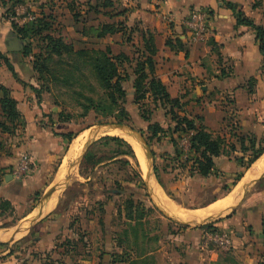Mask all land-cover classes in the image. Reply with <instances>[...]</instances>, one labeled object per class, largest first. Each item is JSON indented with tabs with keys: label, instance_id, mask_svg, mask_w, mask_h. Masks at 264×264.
<instances>
[{
	"label": "crops",
	"instance_id": "crops-1",
	"mask_svg": "<svg viewBox=\"0 0 264 264\" xmlns=\"http://www.w3.org/2000/svg\"><path fill=\"white\" fill-rule=\"evenodd\" d=\"M57 1L65 6V10L67 2L73 5L72 0ZM107 2H111L112 7L105 8L104 4ZM227 3L235 5L256 25L264 26V9H255V0L74 1L75 10L82 17L79 24L74 21L72 24L79 41L87 43L86 47L105 43L96 48H110L115 56L125 54L134 58L138 55L137 50L145 52L144 38L148 34L152 35L157 48V75L170 97L185 104L188 118H202L210 133L236 146L235 151H227V154L215 159L216 169L212 176L193 178L188 175L187 170L182 171L176 165H169L170 161L164 164L165 159L172 160L175 153L169 138L163 139L161 145L157 144L163 151L159 156L163 162L162 168L167 166V173L162 174V178L173 176L179 179L177 185L169 187L170 190L167 188L171 195L182 193V180H199L202 183L214 181L217 186L228 180L223 187L229 188L228 192L194 211H184L180 205L170 200L151 170L146 171L143 165L146 182L157 205L180 221L198 223L233 209L213 222L214 228L231 234V251L219 252L205 248L202 237L206 229H201L200 225L195 228H180L186 226L177 223L179 230L173 229L178 232L172 236L178 244L162 246L148 253L149 257H161L162 263L158 262L159 264H264V154L249 169H244L238 162L243 157L247 161L251 154L240 150L239 138H264V59L256 33L251 28L237 26L234 12ZM90 7L98 9L99 13L90 11ZM195 9H206L211 13L212 31L209 39L201 43L191 41V32L186 25ZM121 13L123 14L120 15ZM108 14L115 15V19L110 20ZM92 15L96 17L93 21L90 20ZM165 15L170 17V23L163 20ZM109 22L123 24L126 29L123 33L109 35L104 39L79 34L82 29H95ZM11 32L13 30L9 28L5 34H0V52L3 54V58H0V99L4 97L2 89H6L9 96L17 101L21 119L17 129L11 133L0 130V201L9 202L17 210L33 203L36 194L43 197L25 217H21L27 222L18 232L0 230V244L4 245L0 246V264H37L40 262L38 259L26 261L14 243L27 233L29 223L33 220L30 217L38 209L43 208L42 215L54 208L59 192L58 187L50 182L57 171L63 168L59 177L61 180L68 162L79 156L85 145L84 138L88 135V129L71 142L61 136L70 132V126L60 122L55 109L36 94L35 89L39 88L33 81L35 72L31 64L27 70L21 67L19 56L23 57L22 52L9 51L10 42L16 37ZM6 61L10 67L6 65ZM130 92L134 95L133 82ZM110 129L123 133L114 128L101 129L93 134V139L116 137L106 134ZM123 134L136 143L137 146H134L131 140L123 138L141 154L139 139L125 132ZM23 154L32 157L33 172L29 177L17 180L11 176V172L9 174L7 167L16 166ZM238 173L243 175L236 181ZM49 201L51 202L48 203ZM193 213L194 216L191 215ZM61 231V227L55 225V242ZM37 240V246L41 250L52 249L53 239Z\"/></svg>",
	"mask_w": 264,
	"mask_h": 264
},
{
	"label": "rangeland",
	"instance_id": "rangeland-1",
	"mask_svg": "<svg viewBox=\"0 0 264 264\" xmlns=\"http://www.w3.org/2000/svg\"><path fill=\"white\" fill-rule=\"evenodd\" d=\"M43 4L46 6L45 13L47 15L52 13L54 17L51 22V30L47 34L54 38H62L66 44H72L76 50L86 47L87 43L79 41L80 39L72 24L71 14L69 15V12L65 10V6L60 5L57 0H25L23 5L14 9L15 14L10 12L11 3L6 7L3 6L2 0H0V34H5L9 28L12 31L10 22H12V19L19 20L25 10L35 13L39 18ZM254 4L257 5V8L264 9V0H255ZM94 18H96L95 15L90 16V20L93 21ZM11 33L15 36L14 31ZM100 45L104 46L105 43H97L96 46L93 45L92 47H99ZM33 50L35 54H41L42 59L39 63L43 66L44 60L49 58L46 44L36 38L33 41ZM19 58L23 69L27 70L30 64L33 68L35 58L20 56ZM65 61L54 58L49 61L50 70L44 76L35 73L33 81L40 91V94L37 92L36 94L55 109L57 118L68 123L70 129H88V135L84 138L85 145L79 156L71 159L66 165L63 178L59 179L63 170L61 168L50 182L51 185L58 188L61 182L54 208L42 215L43 208L38 209L30 217L33 220L29 223L27 233L14 245L19 247L18 250L21 251V256H24L26 261L31 258L38 259L40 262L37 264H120V260H123L125 264L162 263L161 257H158V259L149 257L148 253L156 248L160 249L162 246L178 244L172 235L178 232L173 229L177 230L179 226L176 225L177 223L173 219L159 210L160 206H157V200L154 199L146 182L143 165L146 167V171L151 170V174L158 184L159 180L156 176L155 167L160 169L158 172L166 189L177 185L179 179L176 177L163 176L162 178L163 162L159 156L163 154V151L157 145L159 143L151 142V144L148 142L150 137L149 124L155 123L165 128L172 126V129L175 126L171 115H168L171 107H157L148 99L135 104L133 93H129L131 83L134 81L133 78L123 85L127 92L125 110L128 114L125 119H122L123 123H119V119L116 117L118 113L114 117H104L94 111H90L85 115V109L82 105L85 102L83 96L98 100L103 97L104 90L94 75L90 63L80 60L70 61L66 59ZM127 66L129 67V65ZM78 94H81V96ZM180 103L182 105L181 109H175L174 113L182 117L187 116L188 111L185 104ZM143 116L150 118V123L143 120ZM105 125H123L142 134L143 141L152 153L151 164L146 148L143 147L136 135L134 136L142 145V149L141 154H139L130 145L135 158L130 156L126 158L119 157L98 167L85 164L84 159H81L82 154H86L95 142L104 138L99 137L94 140L89 138L90 134L93 131H99ZM125 135L122 138L116 137L122 140L129 139L134 146H137L129 136V138H126ZM174 136L177 137V135ZM86 145H88L87 149ZM179 149L186 150L187 147L181 143ZM124 159L129 162V165L123 161ZM165 160L164 164L167 162V159ZM180 162L183 166L184 159ZM14 167H7L9 174ZM137 174L141 176L142 182L138 181ZM226 181L228 180L222 181L217 186L214 181L202 183L199 180L189 181L186 179L182 180L184 186L180 195H166L174 203L180 205V208L184 211H194V209L201 208L202 205L212 201L215 197L226 193L223 188ZM161 188L163 189L162 186ZM42 197L41 194H36L33 203H29L27 207L6 210L0 219V230L18 232L27 222L26 219L21 217H25L31 211V208H34L37 205L36 203L41 201ZM130 200H134L135 203L133 217L137 218L141 212L143 213V219L140 223L128 219V202ZM232 211L233 209L228 213ZM228 213L217 214L211 219L201 220L198 223L192 221L188 226L180 228L207 226ZM191 215L194 216V213ZM137 224H140V238L138 239L135 237L133 230L134 226L137 227ZM55 225L61 227L62 230L56 242ZM37 239H53L52 249L41 250L37 246L39 243ZM0 246L3 247L4 245L0 244Z\"/></svg>",
	"mask_w": 264,
	"mask_h": 264
},
{
	"label": "trees",
	"instance_id": "trees-1",
	"mask_svg": "<svg viewBox=\"0 0 264 264\" xmlns=\"http://www.w3.org/2000/svg\"><path fill=\"white\" fill-rule=\"evenodd\" d=\"M61 1L67 2V0ZM72 1L73 5L67 2L66 8L72 16V21H74L75 24H79L82 15L75 10V0ZM24 2L25 0H2L3 6L7 7L8 4L11 3L12 8L10 9V12H13L16 7L23 5ZM112 5L111 2H107L104 4V7H112ZM227 6L234 12L238 27H248L256 33L259 50L264 59V26L256 25L243 12L239 11L235 5L227 3ZM45 8L46 6L43 4L41 6V14L35 22L23 26H19L15 22H10L11 27L15 36L19 38L24 45V50L22 52L23 57L35 58V61L33 62V71L36 74L44 76V74L50 70L49 61L54 58L59 61H65L67 59L70 61L80 60L90 63L94 75L104 90V95L98 100L82 95L85 99V102L82 104L85 109V115L90 111H94L104 117H114L118 113L116 117L119 119L120 124L123 123L122 119H125L128 116L125 110L127 92L123 85L134 78L133 89L135 104L148 99L157 105V107H171L168 115H171L172 121L175 125L173 129L171 128L172 126L163 128L155 123L149 124L148 127L150 133V137L148 138L149 143H160L163 139L167 138H169V141L172 143L175 153L172 160H167V162L170 161L169 165H176V167L182 169V171L188 170L187 172L190 177L208 178L215 172V159L227 154V151L231 153L236 150L235 145L228 144L224 138L220 136L215 137L210 133L208 128L203 124L204 120L202 118L191 119L187 116L182 117L174 113L175 109H181V101L170 97L167 88L163 85L157 75L155 62L157 48L152 35L148 34V36L144 38L145 52L141 53L137 50L139 56L137 55V57L135 56L134 58H130L125 54L115 56L110 48L102 50L96 47H83L76 50L72 44H66L62 38H54L50 34H47L51 30V22L54 17L52 16V13L47 15L44 11ZM254 8L256 9L257 5H254ZM92 10H94V13H99L98 9L96 10L95 8L90 7V11ZM122 14L123 13L120 15ZM107 16L110 20H113L116 17L111 14H108ZM56 19L57 17L55 15V20ZM125 29L126 28L123 27V24L109 22L101 24L95 29H82L79 34L83 37L91 36L95 39H104L109 35L112 36L121 32L123 33ZM36 38H39L46 44V50L49 55V58L44 60L43 66L39 63L40 59H42L41 54H35L33 50V41ZM0 58H3L1 52ZM6 65L10 67L7 61ZM127 65H129V67ZM2 91L4 97L0 99V130L3 133H11L12 130L17 129L21 115L18 110L17 101L9 96L6 89H2ZM35 92L40 94V91L37 89H35ZM78 95L81 96V94ZM143 120L150 123V118H146V116H143ZM59 121L66 123L62 119H59ZM84 130L85 129H71L70 132L62 134L61 136L71 142ZM174 135H177V137ZM187 136H190V140L188 151L185 152L184 149L180 150L179 146ZM239 144L240 150L243 153L251 152L247 161L244 157L238 159V162L241 163L244 169H249L264 154V138L261 140L256 138H239ZM0 148H2L1 143ZM153 154L155 155L154 152ZM129 156L135 158L134 152L127 142L118 137H104L95 142L88 149L84 157V163L91 165L92 167H98L107 162H112L119 157L126 158ZM183 158L184 162L183 166H181L182 164L180 161H182ZM123 161L129 165V162L126 159ZM189 164L191 165L189 166ZM166 167L167 166L161 169L162 174L167 173ZM158 171H160V169L155 167L159 184L166 191L167 195L171 196L164 187ZM242 175V173H238L236 181H239L242 178ZM137 179L139 182H142V178L139 174H137ZM224 190L228 192L229 188L225 187ZM128 205V219L135 223H140L143 219V213L141 212L137 218L133 217V211L135 209L134 200H130ZM9 209H12L9 202L0 201V217H2L4 212ZM139 226L140 224H137V227L134 226L133 229L137 239L140 238ZM200 228L217 230L213 227V224L202 226ZM119 262L124 261L120 260Z\"/></svg>",
	"mask_w": 264,
	"mask_h": 264
},
{
	"label": "built area",
	"instance_id": "built-area-1",
	"mask_svg": "<svg viewBox=\"0 0 264 264\" xmlns=\"http://www.w3.org/2000/svg\"><path fill=\"white\" fill-rule=\"evenodd\" d=\"M23 10V9H22ZM38 19V16L29 11L25 10L19 20L12 19L19 26L33 23ZM163 20L167 23L171 22L169 16H163ZM186 25L191 32V41L193 43L205 42L209 39L211 34V13L206 9H195L191 12ZM190 136L183 139L182 145L184 144L188 151ZM34 162L29 154L21 155L19 162L13 168L11 176L17 180H22L29 177L33 172ZM203 243L205 248H211L219 252H229L233 248V239L229 232L221 230H205L203 233Z\"/></svg>",
	"mask_w": 264,
	"mask_h": 264
},
{
	"label": "water",
	"instance_id": "water-1",
	"mask_svg": "<svg viewBox=\"0 0 264 264\" xmlns=\"http://www.w3.org/2000/svg\"><path fill=\"white\" fill-rule=\"evenodd\" d=\"M10 47H9V51L10 52H23L24 50V45L21 43V41L19 40V38L15 37L12 39V41L10 42ZM107 128H114V129H118L121 131H125L126 133L130 134V135H136L139 139V141L141 142V144L143 145L144 148H146L147 151V156L149 158V163H150V159L152 158V153L150 152L149 148L147 147L146 143L143 141V136L140 133L135 132L134 130H132L131 128L127 127V126H123V125H105L104 127H101L99 130L101 129H107ZM98 131H93L90 134L91 139H93V134H96ZM86 145V149H87ZM85 154H82L81 159H84ZM151 164V163H150ZM60 187H61V182L59 184V188L57 189L58 192L60 191ZM157 204V203H156ZM158 206V205H157ZM159 207V206H158ZM159 210L166 216H168L169 218L173 219L176 223L180 224V225H184V226H188L190 223L187 222H183L180 221L179 219H174L173 216H171L169 214V212L165 211L164 209H161L159 207Z\"/></svg>",
	"mask_w": 264,
	"mask_h": 264
},
{
	"label": "bare ground",
	"instance_id": "bare-ground-1",
	"mask_svg": "<svg viewBox=\"0 0 264 264\" xmlns=\"http://www.w3.org/2000/svg\"><path fill=\"white\" fill-rule=\"evenodd\" d=\"M110 130H111V129H110ZM106 132H107V133H106L107 135L110 134V135H116V136H121V137H124V135H125V134L123 135V133H124L125 131H122L123 133H121V132L118 133V131H115V130L106 131ZM125 137H126V138H129L127 135H125ZM77 146H78V145L76 144L75 147H77ZM258 164H259V163H258ZM261 166H262V165H261ZM261 166H260V168H261ZM263 166H264V165H263ZM155 184H156V183H155ZM152 189H153V188H152ZM155 189H156V187H155ZM159 189H160V188H159ZM153 190H154V189H153ZM154 191H155V190H154ZM157 191H158V190H157ZM157 191H156V193H157ZM158 192H159V191H158ZM160 192H161V191H160ZM157 194H158V193H157ZM157 194H156V195H157ZM159 195H160V193H159ZM159 197H160V196H159ZM162 197H163V196L161 195V200H162ZM161 202H162V201H161ZM162 203H163V202H162ZM163 204L165 205L166 202L163 203ZM161 205H162V204H161ZM166 207H167V205H166ZM168 207H169V206H168ZM168 210H169V209H168Z\"/></svg>",
	"mask_w": 264,
	"mask_h": 264
}]
</instances>
